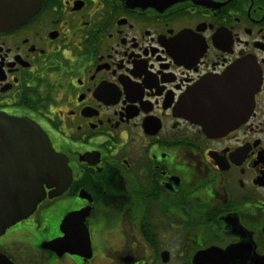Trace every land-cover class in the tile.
Listing matches in <instances>:
<instances>
[{"label": "flooded vegetation", "instance_id": "af4514ba", "mask_svg": "<svg viewBox=\"0 0 264 264\" xmlns=\"http://www.w3.org/2000/svg\"><path fill=\"white\" fill-rule=\"evenodd\" d=\"M26 1L0 116L36 122L71 180L0 264H264V0Z\"/></svg>", "mask_w": 264, "mask_h": 264}, {"label": "water", "instance_id": "95a60500", "mask_svg": "<svg viewBox=\"0 0 264 264\" xmlns=\"http://www.w3.org/2000/svg\"><path fill=\"white\" fill-rule=\"evenodd\" d=\"M38 4L0 0V30L27 21ZM207 130L211 134L219 131L213 126ZM70 180L64 155L54 151L47 133L36 122L25 117L0 116V236L6 228L31 215L47 194L54 197L67 189ZM75 214L65 221L74 220ZM84 232L82 244L85 246L86 241L89 246Z\"/></svg>", "mask_w": 264, "mask_h": 264}]
</instances>
